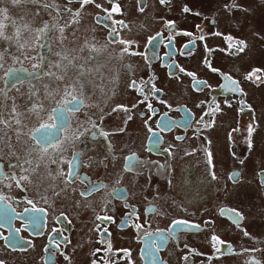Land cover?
Here are the masks:
<instances>
[{
  "label": "flooded vegetation",
  "instance_id": "af4514ba",
  "mask_svg": "<svg viewBox=\"0 0 264 264\" xmlns=\"http://www.w3.org/2000/svg\"><path fill=\"white\" fill-rule=\"evenodd\" d=\"M174 1L0 0V264H264L253 210L225 197L248 169L264 194L248 147L249 125L264 128L263 58L248 67L249 49L264 39L234 32L264 0Z\"/></svg>",
  "mask_w": 264,
  "mask_h": 264
},
{
  "label": "rangeland",
  "instance_id": "374dc122",
  "mask_svg": "<svg viewBox=\"0 0 264 264\" xmlns=\"http://www.w3.org/2000/svg\"><path fill=\"white\" fill-rule=\"evenodd\" d=\"M184 2H178L174 1L172 4V7H176L178 5H187L188 3L193 6V9L198 8L202 12L204 9H207L211 7L214 1L216 0H183ZM244 0H242L243 2ZM238 2V1H237ZM241 0H239V3H242ZM261 0H252V1H247L244 3V5H248L249 7L253 8L256 7ZM187 3V4H186ZM188 4V5H189ZM262 7V8H261ZM263 9L264 6H260L257 8V11H255V14H246L244 15V23L238 22V30H234V32H242L247 31V34L250 35L251 32L254 31H259L263 35L264 39V15H263ZM159 11L152 10L150 14L146 16V19L143 23H139L141 27H149L152 24L150 23V16L151 14L154 16H157ZM171 14V12H170ZM149 17V18H148ZM185 20H188V17H183ZM154 26H156L154 24ZM138 30H141L140 27L137 28ZM231 31L230 29H228ZM249 65H262V63L258 59L263 58V65H264V40L262 41V44H253L250 43V49H249ZM63 60H67V57L63 56ZM112 64L110 63V66L107 67V69H111ZM138 72V71H137ZM108 74V72H107ZM105 75L100 77V82L101 81H107L108 78H105ZM143 78H146V76L143 74ZM103 81V82H104ZM198 100V99H195ZM95 111L92 115L91 118L92 120H98L96 117V114L99 113V109H96L95 105L92 106L91 111ZM230 117V110H227L223 114V119L225 121H229ZM250 119V118H249ZM231 124L228 123V126ZM233 125V122H232ZM219 127H225L224 125L219 126ZM261 129V130H259ZM257 133L255 137L251 135L250 140L252 143V147L250 148V154H261V157L258 159H253L252 157L249 158V164L250 166L259 167L261 164H264V128H260V126H257ZM254 146V148H253ZM214 154V153H213ZM254 170L250 173V170L248 169L247 171L243 172L241 174V178L238 183L234 184L233 188L227 191L225 194V197L227 198V201L229 204L233 205L234 207H239L242 209L246 216L248 217L249 212L253 210V212H250L249 215V220L248 222L244 223V226L247 230H250L251 233L255 235H264V194L261 196V192L257 193L256 188L254 187L251 180V176L253 174ZM172 176L176 173V170H170L169 172ZM249 180V183L245 182V180ZM224 197V198H225ZM228 237H231V235L228 233ZM233 239H237L238 236L233 233L232 235ZM250 243L251 247L254 246L255 243V238L250 236ZM235 262V261H234ZM235 264V263H233Z\"/></svg>",
  "mask_w": 264,
  "mask_h": 264
},
{
  "label": "snow or ice",
  "instance_id": "6c2138e0",
  "mask_svg": "<svg viewBox=\"0 0 264 264\" xmlns=\"http://www.w3.org/2000/svg\"><path fill=\"white\" fill-rule=\"evenodd\" d=\"M90 2H92V0H81V5H82V7L84 6V5H87L88 3H90ZM164 2V0H162V3ZM97 7H100L99 5H97ZM119 11V9L117 8V7H113L112 8V12H118ZM184 11L185 12H187L188 11V9L187 8H185L184 9ZM77 15H78V13H77ZM171 23V22H170ZM46 27V26H45ZM121 43H128V42H125V41H120ZM124 51H128V49H127V47L124 49ZM240 51H243V47L240 49ZM92 57H90V59H91ZM10 71V73H11V70H9ZM129 71H130V69H129ZM181 71H184L183 69H181ZM213 71H218V70H216V69H213ZM255 73H252L251 75H254ZM189 75H191V76H194L195 74H193V73H189ZM251 75L248 77L249 79L251 78ZM224 79H226V80H230V84L228 85V87H229V90H231V91H239V89L238 88H236L235 87V85H236V81H234V80H231V78L230 77H228V76H225L224 77ZM198 83H203V82H198ZM135 86H136V82L135 81H133V83H132V87L133 88H135ZM36 105H35V102H32V104H31V106L29 107L30 108V110L32 109V108H34ZM83 106V104H82V102L81 101H79V100H77L76 101V109L77 110H79V108L80 107H82ZM118 107H121V108H123V110L124 111H128L127 110V108H124V106H118ZM151 106L149 105V108H150ZM13 111H15V109H13ZM114 111H115V109H114ZM154 114V113H153ZM128 119H131V116H129L128 117ZM4 121H3V119H2V114H0V123H3ZM201 122H203L202 120H201ZM20 123V121L19 120H17V124H19ZM161 124H163L164 125V127H168L169 125H168V123L167 122H165V121H161L160 122ZM61 129H62V131H67L68 130V127H67V125H61ZM253 131H254V129H253V126L252 125H249V127H248V136L249 137H251V135H252V133H253ZM85 133L84 132H82V133H79V134H77V135H73L72 137H71V141H75V140H78L81 136H83ZM102 135H107V133H102ZM59 141H60V137H58L57 138V143H59ZM51 146H52V138H51V136L50 135H47V134H45V135H42V136H40V137H38V144H37V147H39V148H41V149H43L45 152H47L48 150H49V148H51ZM248 147L249 148H251L252 147V143H251V140L249 139V141H248ZM57 159H58V157H57ZM129 159H131V158H129ZM25 163H28V164H30L31 162L30 161H25ZM127 167V166H126ZM23 171L24 172H26V173H29V174H31V173H33L35 170L34 169H23ZM72 175H74V173L72 172V170H71V165H69V172H68V176L69 177H71ZM261 175H264V173H262ZM2 178H5L4 176H3V174L2 173H0V179H2ZM13 179H15V176H13L12 177ZM215 177L213 176V179H214ZM20 179H27V176L26 175H22L21 177H20ZM68 183H71V179H69L68 180ZM262 183H264V181H262ZM104 187V185H102V184H100V185H92V186H90V188H89V192H88V194L90 195L93 191H97V190H99L100 188H103ZM82 195H84L83 193H82ZM4 199V197L3 196H0V200H3ZM29 202H31V201H29ZM240 217V213L239 212H236V213H234V216H233V219L235 220L236 218H239ZM175 225H177V226H183V225H187L188 224V222H186V221H182V220H176V221H174L173 222ZM209 222H205V224L207 225ZM190 227H194V228H199V225H189ZM138 227V226H137ZM171 231V230H170ZM245 235L247 236L248 234H247V232H245ZM212 240L213 241H217V237H215V236H213L212 237ZM218 243H223L222 241H217ZM156 245H155V242L153 243V245L151 246V247H155ZM250 264H259V262L258 261H252V262H250Z\"/></svg>",
  "mask_w": 264,
  "mask_h": 264
}]
</instances>
